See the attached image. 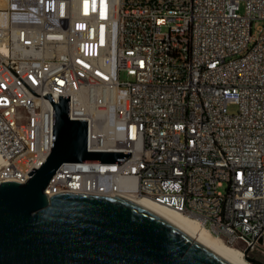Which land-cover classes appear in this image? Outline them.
Returning a JSON list of instances; mask_svg holds the SVG:
<instances>
[{
	"label": "built area",
	"instance_id": "1",
	"mask_svg": "<svg viewBox=\"0 0 264 264\" xmlns=\"http://www.w3.org/2000/svg\"><path fill=\"white\" fill-rule=\"evenodd\" d=\"M261 21L264 0H0V183L42 166L44 95H71L89 151L132 154L63 163L49 196L146 197L264 262Z\"/></svg>",
	"mask_w": 264,
	"mask_h": 264
},
{
	"label": "water",
	"instance_id": "2",
	"mask_svg": "<svg viewBox=\"0 0 264 264\" xmlns=\"http://www.w3.org/2000/svg\"><path fill=\"white\" fill-rule=\"evenodd\" d=\"M54 105L52 151L23 183H0V264H235L124 197L45 189L65 162H119L131 151H89L88 119ZM246 258L255 264L263 261Z\"/></svg>",
	"mask_w": 264,
	"mask_h": 264
},
{
	"label": "bare ground",
	"instance_id": "3",
	"mask_svg": "<svg viewBox=\"0 0 264 264\" xmlns=\"http://www.w3.org/2000/svg\"><path fill=\"white\" fill-rule=\"evenodd\" d=\"M123 200L169 221L198 242L219 253L235 264H255L249 261L241 250L228 245L221 238L213 235L197 220L177 210L161 205L146 197L127 196L126 198H123Z\"/></svg>",
	"mask_w": 264,
	"mask_h": 264
},
{
	"label": "rangeland",
	"instance_id": "4",
	"mask_svg": "<svg viewBox=\"0 0 264 264\" xmlns=\"http://www.w3.org/2000/svg\"><path fill=\"white\" fill-rule=\"evenodd\" d=\"M259 24H264V22L261 21ZM122 78L125 79V78H126V75L123 74V75H122ZM230 110H231V111H235V110H237V107H236V106H232V107H230Z\"/></svg>",
	"mask_w": 264,
	"mask_h": 264
}]
</instances>
